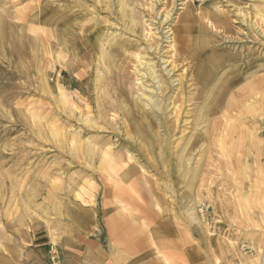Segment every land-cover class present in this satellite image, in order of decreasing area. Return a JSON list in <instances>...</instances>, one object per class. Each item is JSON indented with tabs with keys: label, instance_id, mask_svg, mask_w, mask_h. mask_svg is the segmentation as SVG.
I'll use <instances>...</instances> for the list:
<instances>
[{
	"label": "rangeland",
	"instance_id": "obj_1",
	"mask_svg": "<svg viewBox=\"0 0 264 264\" xmlns=\"http://www.w3.org/2000/svg\"><path fill=\"white\" fill-rule=\"evenodd\" d=\"M263 3L130 0L140 26L128 27L117 0H0V264H264V22L254 15ZM170 9L172 27L195 18L174 44L177 61L168 23L150 20ZM220 15L225 25L212 28L207 18ZM136 55L156 64L167 97L181 80L177 111L166 100L153 113L163 160L154 124L132 105L143 72ZM210 66L212 99L197 131L209 91L195 78ZM130 86L131 97L121 95ZM73 103L96 123L81 122ZM75 130L92 144L76 155ZM109 147L116 169L102 161Z\"/></svg>",
	"mask_w": 264,
	"mask_h": 264
},
{
	"label": "bare ground",
	"instance_id": "obj_2",
	"mask_svg": "<svg viewBox=\"0 0 264 264\" xmlns=\"http://www.w3.org/2000/svg\"><path fill=\"white\" fill-rule=\"evenodd\" d=\"M136 1V0H135ZM116 2V1H115ZM157 2V1H156ZM163 2V1H162ZM97 3H98V1H97ZM100 3V2H99ZM102 3V2H101ZM111 3V2H110ZM264 4V3H263ZM117 6H118V11L120 12V17L122 18V21H124L125 23H127V26L128 27H130V26H132V27H135V26H137L139 23L137 22V16H135V14H134V12H133V10L134 9H131V7H130V0H117ZM133 6H134V4H133ZM107 7V6H106ZM183 7V6H182ZM214 7V6H213ZM263 7V6H262ZM261 7V8H262ZM135 8H137V7H135ZM256 8V7H255ZM259 8V7H258ZM151 9V8H150ZM161 9H163V8H161ZM158 10V9H157ZM137 11V10H136ZM147 11V10H146ZM154 12H155V14L151 17V21L152 20H154L155 18H156V16H158V23H159V25L160 24H167L168 23V25H166V29H164V30H166V31H164L165 32V34H166V40H164V41H166L168 44H169V48H172L173 47V50H174V53H172L171 54V57L175 60V61H177V60H179L180 59V57H179V55L176 53V51H178L179 49H177L176 48V46L174 45L175 44V42H177V41H179V38H182V36H181V34L180 33H186V32H188V30H191V28H192V24H193V19H195L194 17H192L191 15H188V14H185L179 21H178V23H177V26H175V27H172L171 26V22L170 21H172L173 20V18H172V9H170V10H164L163 11V16L160 14V12H156V10H153ZM161 11V10H160ZM179 11V10H178ZM219 11V10H218ZM68 12V11H67ZM66 12V13H67ZM41 13V12H40ZM138 13V12H137ZM179 13V12H178ZM225 13V12H224ZM254 15H257L259 18H260V20L262 21V22H264V10H256V11H254ZM210 14V13H209ZM221 14V13H220ZM62 15H64V14H62ZM138 16H139V13H138ZM207 16V15H206ZM213 16H215V15H213ZM60 17V16H59ZM150 17V16H149ZM173 17H177V16H173ZM141 18V17H140ZM143 19V18H142ZM175 20V19H174ZM248 20V19H247ZM120 21V20H119ZM138 21H139V19H138ZM144 21V20H143ZM140 22V21H139ZM153 22V21H152ZM170 22V23H169ZM207 22H208V24L210 25V26H212V28H215V29H217V26H216V24H218V26H224L225 25V23H224V19H223V17H221V15L220 16H218L216 19H213V21L211 20V19H208L207 18ZM253 22V21H252ZM174 23V22H173ZM191 23V24H190ZM216 23V24H215ZM249 23H250V21H249ZM145 24H146V22H145ZM153 24V23H152ZM198 24V23H197ZM207 24V25H208ZM253 25H256V24H253ZM252 25V26H253ZM139 26H140V24H139ZM250 26H251V24H250ZM146 27H148L147 26V24L145 25V26H143L142 27V29H143V31L145 30L146 31V33H149L150 32V30L152 29V28H150V29H146ZM150 27V26H149ZM159 27V26H158ZM160 28V27H159ZM198 28V27H197ZM118 29V28H117ZM156 29V28H155ZM144 31V32H145ZM163 32V31H162ZM154 33V32H153ZM156 33V32H155ZM161 33V32H160ZM183 33H182V35H183ZM149 34H151V33H149ZM164 34V35H165ZM134 35V34H133ZM146 35V34H145ZM161 35V34H160ZM147 36V35H146ZM156 36V34H154V35H152V36H150L149 38H150V40L152 41V40H154V37ZM157 36H159V35H157ZM160 37V36H159ZM164 37V36H163ZM145 39H148V38H145ZM46 40H48V35L46 36ZM50 41V40H49ZM108 42H111L110 40H107ZM146 41V40H145ZM158 41V40H157ZM191 43V42H190ZM210 43H211V41H210ZM146 44V43H145ZM164 44V43H163ZM58 45V44H57ZM158 44H156V45H154L152 42H147V46L150 48V49H152L153 47V51L154 50H158V46H157ZM103 47V48H102ZM101 47V50H100V53L102 54V58L103 57H105V60H107V63L108 64H112L114 61H113V57L112 56H110L109 54H107V50L104 48V46H102ZM168 48V47H167ZM62 49V48H61ZM165 49V48H164ZM185 49H186V47H185ZM51 50V49H50ZM110 51V50H109ZM108 51V52H109ZM123 51V50H122ZM140 51V50H139ZM157 52V51H156ZM52 53H53V51H52ZM51 54V53H50ZM212 54V53H211ZM141 55V54H140ZM144 55V54H143ZM160 55V54H159ZM162 55V54H161ZM139 56V55H138ZM137 55L135 56V59H138L137 60V66H139V65H141V66H143V72H142V75H141V77L139 78L140 79V81L141 82H139L140 84H138V85H136L138 88H137V91H139L141 94H139L140 96L138 97V95L136 96V99H133L132 100V102H133V104L132 105H134V107L133 108H135V112H137V114L139 113L140 115V118L142 119V118H144L143 120L146 122V124H148V122H152L153 124H154V131H153V133H154V137L155 136H157V142L155 143L156 144V146L157 147H159V150H157L158 152H157V157L159 158V159H161V160H163V153H162V149H165V146L167 145V142H166V140H165V138H163V136H162V134H160V131L158 130V129H160L159 127V124L154 120V114L153 113H155V114H157V112H162L163 111V105L164 106H168V104H166L165 105V101L166 100H169L170 102H173V107L171 108L172 110H176V108H177V106H176V100L178 99L177 98V93L178 92H180L181 91V80H180V78L178 77V81L180 82V83H178L179 85V87H175V89H177L176 91L177 92H175V91H173V92H171V94L170 95H168V97L166 96V95H164V92H165V90H166V80H165V78L163 77V75L162 74H160V73H158V71L159 70H157L156 68V64L154 63V62H151L152 60H148V61H143V59L141 58V57H138ZM167 56V55H166ZM185 56H186V58L187 59H189V61L191 60V57H190V55L189 56H187V54H185ZM220 56V55H219ZM153 57V56H152ZM157 57V56H156ZM215 57H217V56H215ZM159 58V57H158ZM214 58V57H213ZM162 60H164L163 58H161ZM161 59H160V61H161ZM184 59V58H183ZM215 59V58H214ZM219 59V58H218ZM96 61V60H95ZM164 62V64H166V63H168V61L167 60H164L163 61ZM215 62V61H214ZM102 63H105V62H102ZM216 63V62H215ZM182 64V63H181ZM163 65V64H162ZM172 65V64H171ZM183 65V64H182ZM217 65V64H216ZM104 66V65H103ZM190 66V65H189ZM45 67V66H44ZM48 67V66H47ZM125 67V66H124ZM177 67V66H176ZM211 68H209V69H204V71L202 70V73H200L199 74V76L198 77H192V78H195L197 81H199V83L203 86V88L206 90V92L207 91H209L208 92V94H207V96H205L206 98H205V100H204V102L200 105V107L198 108V111H197V115H196V118H195V120H196V126H197V128H196V130L198 131V130H200L202 127H201V125H202V123H204V122H206L207 121V119H208V115H207V113L205 112V109L207 108V106H208V104H210L211 103V99L212 98H210L209 99V97L211 96V93H212V85L210 84L211 83V81L214 79V76H215V71H214V69H212V67L213 66H210ZM216 67V66H215ZM99 68V67H98ZM104 68H106L105 66H104ZM137 68V67H136ZM139 68H140V66H139ZM142 68V67H141ZM161 69V68H160ZM166 69V70H165ZM218 69V68H217ZM97 71V76H98V78H101L102 77V74H101V71L99 70V69H97L96 70ZM162 71V70H161ZM164 71H167L168 73H170V71H172L171 69H167L166 68V66H165V68H164ZM183 71V70H182ZM198 71V70H197ZM200 71V70H199ZM199 71L197 72V73H199ZM201 72V71H200ZM163 73V72H162ZM165 73V72H164ZM167 74V73H166ZM134 75V74H133ZM193 75V74H192ZM197 75V74H196ZM78 78V77H77ZM94 78V77H93ZM248 78V77H247ZM45 79H46V77H45ZM45 79H43V81H44V83H45ZM217 79V78H216ZM135 81H137L138 79H134ZM134 80H132V81H134ZM169 80V79H168ZM177 80V79H176ZM176 80H173V82L174 81H176ZM191 80H193V79H191ZM195 81V80H194ZM216 81V80H215ZM150 83V84H148V83ZM196 82V81H195ZM167 83H169V82H167ZM46 84V83H45ZM155 85H157V86H155ZM196 85V84H195ZM171 86V85H170ZM197 86H198V84H197ZM196 86V87H197ZM217 86H219V85H217ZM99 87V86H98ZM168 87V86H167ZM190 88V87H189ZM210 88V89H209ZM51 89V88H50ZM96 89V88H95ZM95 89H93V90H95ZM98 89V88H97ZM125 89V88H124ZM126 90V89H125ZM133 87H129L128 89H127V91H123V93H121V95H124V94H126V96L127 95H129L130 97H131V95H132V93H133ZM61 91H62V88L61 87H58L57 88V97H58V100L60 101V102H62V104L63 105H65V103H66V101H65V97L63 96V95H61ZM159 92V94H157L158 92ZM47 92V91H46ZM205 92V93H206ZM231 92V91H230ZM97 93V92H96ZM204 93V94H205ZM45 94V93H44ZM138 94V93H137ZM227 94V93H226ZM230 95H231V93H230ZM229 95V97H231ZM98 96V95H97ZM43 97V96H42ZM55 97H56V95H55ZM115 97V96H114ZM124 97V96H123ZM141 97H143V98H141ZM84 98H85V96H84ZM126 98V97H125ZM160 98V99H159ZM174 98H176V99H174ZM196 98V97H195ZM194 98V99H195ZM132 99V98H131ZM191 99V98H190ZM209 99V100H208ZM225 99V98H224ZM227 99H228V97H227ZM198 100V99H197ZM200 100H202V99H200ZM86 101V100H85ZM194 101V100H193ZM80 102V101H79ZM167 102V101H166ZM212 102H213V100H212ZM72 103V102H71ZM216 103L218 104V102L216 101ZM57 104V103H56ZM86 104H88V103H86ZM97 104V103H96ZM95 104V105H96ZM98 104H100V103H98ZM172 104V103H171ZM197 104V103H196ZM225 104H226V102H225ZM217 107L215 108V110H217L218 109V105H216ZM228 106V105H227ZM67 107V106H66ZM71 106H69V108H70ZM73 107L75 108V110H77V112L79 113V116H78V118H80V120H81V122H83L84 124H87V125H91V124H95L96 122V120H97V118L98 117H96V116H93L92 114H91V112L90 111H87V112H81L80 110H79V106L77 105V104H75V103H73ZM171 107V106H170ZM182 107V106H181ZM209 107V106H208ZM215 107V106H214ZM228 107H230V106H228ZM228 107H227V110H228ZM64 108H65V106H64ZM68 108V109H69ZM96 108V107H95ZM62 109V108H61ZM60 109V110H61ZM92 109V108H91ZM102 109V108H101ZM74 110V111H75ZM220 110V109H219ZM218 110V111H219ZM70 111V110H69ZM92 111V110H91ZM155 111H157V112H155ZM171 111V110H170ZM177 111V110H176ZM226 111V110H225ZM72 112V111H71ZM102 112V111H101ZM126 112L128 113V114H130L132 111H129V110H126ZM173 113V112H172ZM176 113V112H175ZM179 113V112H178ZM68 114V113H67ZM70 114V113H69ZM113 114V113H112ZM180 114V113H179ZM115 115V114H114ZM176 115H178L177 113H176ZM116 116V115H115ZM170 116V115H169ZM174 116V115H173ZM115 118V117H114ZM123 118V117H122ZM121 118V119H122ZM176 118H178V117H176ZM175 118V119H176ZM113 119V118H112ZM120 119V120H121ZM114 120V119H113ZM133 120V124L136 126V129H135V131H134V133H135V135L137 136V138L139 137L143 142H142V144L143 145H145L147 148H152V143H148L147 141H146V135L148 134H150L149 133V131L147 132V134L145 133V131H144V129H142V127H141V123L140 122H138L137 120H135V119H132ZM158 120V119H157ZM188 121V120H187ZM110 122V121H109ZM125 122V121H124ZM82 123V124H83ZM176 123V122H175ZM184 123H185V121H184ZM118 123H116V124H114L115 126L117 125ZM126 124V123H125ZM173 124H174V119H173ZM60 125V124H59ZM72 125V124H71ZM209 125V124H208ZM119 126V125H118ZM127 126V124L124 126V127H126ZM174 126V125H173ZM190 126H192L191 124H190ZM211 125H209V127H210ZM123 126H121V128H122ZM146 127V126H145ZM193 127V126H192ZM214 127V126H213ZM212 127V128H213ZM112 128V127H111ZM150 128V127H149ZM148 127H146V129L148 130L149 129ZM49 129V128H48ZM115 130V129H114ZM175 130V129H174ZM211 130V129H210ZM212 131V130H211ZM211 131H209V132H211ZM114 132V131H113ZM173 132V131H172ZM208 132V131H207ZM196 133H198V135L199 136H201V134L199 133V132H196ZM60 134V133H59ZM65 135V134H64ZM57 136V135H56ZM51 137V136H50ZM58 137V136H57ZM170 137V136H169ZM72 142H71V146H72V150H73V152H74V154L76 155V151L77 152H81V153H84L85 152V150L83 149L84 147H86V146H88L89 147V145L91 144L90 143V141H89V139H84L83 138V136L81 135V131L80 130H75L73 133H72ZM156 138V137H155ZM64 139V137H62V135H60V138L58 137V143L59 144H61V146H63L65 143H64V141L65 140H63ZM154 141V140H153ZM147 144V145H146ZM92 145V144H91ZM206 145V144H205ZM93 147V146H92ZM96 147V146H95ZM103 147V146H102ZM98 148V147H97ZM112 148V147H111ZM111 148L109 147L108 148V150L106 151V152H104L103 154H104V156H102V161L108 166V168H109V170L112 168H115L116 169V167L117 166H119V159H118V157H116L115 155H113L111 152H110V150H111ZM201 148V147H200ZM187 149V148H186ZM89 150V149H88ZM91 150V149H90ZM202 151V150H201ZM63 152V151H62ZM195 152V151H194ZM67 155V154H66ZM73 155V154H72ZM200 155V154H199ZM192 157V156H191ZM191 157H187L186 158V161H189V160H191ZM190 162V161H189ZM195 162V161H194ZM184 164V163H183ZM190 173V172H189ZM188 173V174H189ZM94 174V173H93ZM155 174V173H154ZM172 174V173H171ZM184 174V173H183ZM182 174V175H183ZM160 176V175H159ZM184 176V175H183ZM183 178V177H182ZM184 178H185V176H184ZM188 210H191V208L190 209H188ZM187 211V210H186ZM190 215L191 214H193L192 212H190L189 213ZM189 226V225H188Z\"/></svg>",
	"mask_w": 264,
	"mask_h": 264
}]
</instances>
